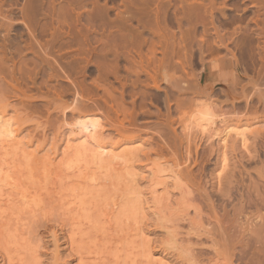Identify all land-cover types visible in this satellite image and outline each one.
I'll list each match as a JSON object with an SVG mask.
<instances>
[{"label": "rangeland", "instance_id": "374dc122", "mask_svg": "<svg viewBox=\"0 0 264 264\" xmlns=\"http://www.w3.org/2000/svg\"><path fill=\"white\" fill-rule=\"evenodd\" d=\"M26 6L34 8L29 16ZM260 95L264 0H0V112L30 147L0 141V264H189L187 246L198 264H244L242 243L255 242L247 217L264 232L256 218L264 215ZM211 100L221 103L212 107L217 127L203 133L196 106ZM80 113L101 115L104 138L133 159L97 173L83 154L89 159L81 155L78 165H94L97 179L72 180L75 161L59 182L43 155L57 147L61 158L67 126ZM226 125L247 127V140L232 133L225 149L217 137L209 141ZM33 150L36 157L25 156ZM157 165L182 170L179 182L169 179V195L158 186L163 215L146 205ZM130 172L146 196L144 216L133 217L125 201Z\"/></svg>", "mask_w": 264, "mask_h": 264}, {"label": "bare ground", "instance_id": "6f19581e", "mask_svg": "<svg viewBox=\"0 0 264 264\" xmlns=\"http://www.w3.org/2000/svg\"><path fill=\"white\" fill-rule=\"evenodd\" d=\"M40 2V1H39ZM34 3H36V2H34ZM33 3V4H34ZM37 3H38V1H37ZM31 4H32V2H31ZM40 4V3H39ZM29 5V4H28ZM38 5V4H37ZM31 6V5H30ZM25 7L27 10H26V12H25V16L26 15H28L29 16V14L31 13V10H33L32 9V7ZM34 11V10H33ZM32 11V12H33ZM24 13V12H23ZM32 14H34V13H32ZM31 15V14H30ZM63 15V14H62ZM196 17H198V16H200V15H195ZM138 18V17H137ZM141 18H139V20H140ZM145 24V23H144ZM144 24H142L143 25V27L145 28V26H144ZM27 25V24H26ZM27 26H29L28 27V29L29 28H32V26H30V25H27ZM147 28V27H146ZM32 33V32H31ZM112 43H114V42H112ZM116 44V43H115ZM114 45V44H113ZM237 59V58H236ZM237 63V62H236ZM111 67H112V71H114L115 69L114 68H116V67H114V65L112 66V65H110ZM118 68V67H117ZM114 74H116V77H118L117 76V73H116V70H115V72H114ZM235 74V73H234ZM220 77V76H219ZM221 79V78H220ZM236 79H237V77H236ZM251 79H253V78H251ZM238 80V79H237ZM228 81V80H227ZM229 81H230V79H229ZM255 82V81H254ZM233 84V83H232ZM231 84H229V86H230ZM233 88V87H232ZM235 89V88H234ZM182 90V89H181ZM233 90V89H232ZM208 93V92H207ZM235 93V92H234ZM208 95V94H207ZM234 95V94H233ZM260 97H262V98H260L261 100L263 99V97H264V95L262 96V95H260ZM209 98H211L210 96H209ZM212 100H214V99H212ZM211 100V102H209V103H202V104H200V106H196L197 104L199 105V102L197 103L196 102V105H194V106H196L197 108L198 107H200V109H198L196 112L197 113H199L200 114V116H198V118H199V120H200V122H202V123H200V127H202V132L203 133H205V131H206V128H208L209 126V124H210V127H212V125H211V123L213 124V125H215L216 126V124H214L215 123V121H216V118H214V117H216L215 115H214V113H213V108L212 107H214V108H219V107H221L220 106V104H219V106H218V102H216V103H214L213 101ZM226 100V99H225ZM224 100V101H225ZM264 100V99H263ZM215 101V100H214ZM203 102V101H202ZM208 102V101H207ZM234 103V102H233ZM227 104V103H226ZM234 107V106H233ZM6 113L3 111V112H0V141H1V143L2 142H6V145L9 147V146H16V149L17 148H22V147H24L25 145H26V147L27 148H30L29 147V145H28V143L27 144H25V142H24V140L22 141V139H19L18 137H19V134H18V130L17 129H15L14 128V125H13V119L11 118V117H7V115H5ZM81 114V116H79L77 119H75V122H73V123H67L69 126H67L68 127V130H69V133H68V135L66 136V140H65V143L66 144H64L65 146H63L64 148H63V150H62V153H63V155H61V158H59L58 160H56L57 159V156H58V150H57V147L54 149V150H52L51 152L49 151V152H47V154L44 156L43 155V160L41 159V158H39V157H37V158H39V159H41L42 160V162L43 163H45V165L50 169V171H51V173H53V175L55 176L56 175V177H58L59 178V182H61L63 179H65V178H67V177H70L69 175L72 173V171H74L72 168L74 167V162L75 161H78L77 162V165H78V163H80V161L79 160H81L82 158L85 160V159H87L89 156L88 155H90V157H91V161L96 165V167L93 165V167H95L96 169H97V173L100 171V170H105V171H107V169L108 170H111L112 169V167L111 166H115L116 164H118V166H122L123 168H125V164H128L129 165V163L127 162L131 157V159H133V156H131L130 154H129V156H127L128 154V152H126L125 151V149L124 148H122V149H120V151H116V149H118V148H120V147H118V148H116V146H115V144L113 145V143L112 144H110V142H107V137H105L104 138V135L105 134H103V131H104V127H106L105 125L103 126V120L101 119V115L99 116V115H96V113L95 114H93L92 115V113H91V115H88L87 113H84V114H87V115H82L83 113H80ZM79 114V115H80ZM193 114V113H192ZM195 116H196V114H194ZM193 115V116H194ZM192 116V115H191ZM191 116H190V118L189 119H191ZM194 116V117H195ZM194 119H196V118H194ZM214 119H215V121H214ZM195 121V120H194ZM225 121H227V120H225ZM196 122H198V121H196ZM199 123V122H198ZM222 123V122H221ZM223 123H224V120H223ZM208 126V127H207ZM191 127V126H190ZM217 127V126H216ZM192 128H193V126H192ZM191 128V129H192ZM215 128V127H214ZM247 127H245V128H243V127H239V126H236V127H230L229 125H226V126H224V129L222 130V131H220L219 132V130L217 131H211L212 132V134H210L209 135V141H210V139H211V141H213L212 140V138H214L215 139V137H217L220 141H221V145H222V147L225 149V147L227 146V142H228V139L230 138V136L232 135V133H234L235 135H238L239 137H240V139L243 141V142H245L246 140H247V138H246V131H247V129H246ZM106 129V128H105ZM194 129H196L195 127H194ZM208 130H211V129H208ZM212 130H214V129H212ZM191 131V130H190ZM64 136V135H63ZM212 137V138H211ZM207 139V140H208ZM217 139V140H218ZM213 144V143H212ZM245 144V143H244ZM211 146V145H210ZM213 146V145H212ZM215 146V145H214ZM213 146V147H214ZM5 147V146H4ZM3 147V148H4ZM221 147V148H222ZM24 150H26L25 148H23ZM1 150H2V148H1ZM122 150V151H121ZM16 151V150H15ZM23 151V150H22ZM27 151V150H26ZM38 151V150H37ZM9 152H10V150H9ZM12 153H14L13 152V150L11 151ZM10 152V153H11ZM1 153V152H0ZM25 153V152H24ZM7 154H9V153H7ZM6 154V155H7ZM37 154H38V152H36V150H33V151H31V152H27V154L25 155V156H27V155H31V157L33 156V158H34V156L36 157L37 156ZM83 154H84V157H86V156H88L87 158H84L83 157ZM85 154H86V156H85ZM5 155V156H6ZM10 155V154H9ZM8 155V156H9ZM57 155V156H56ZM81 155H82V158H81ZM1 156H4L3 154H1ZM63 156V157H62ZM226 156V155H225ZM128 157V158H127ZM130 157V158H129ZM224 157V156H223ZM36 159V158H35ZM76 159V160H75ZM89 159V158H88ZM130 159V160H131ZM226 159V158H225ZM224 159V160H225ZM70 160V161H69ZM82 162H83V160H81ZM122 161V162H121ZM226 161H227V159H226ZM88 162H90L89 160L87 161V164H88ZM116 162V163H115ZM130 162V161H129ZM225 162V161H224ZM86 163V162H85ZM115 163V164H114ZM227 163V162H226ZM90 164V163H89ZM120 164H124V166L123 165H120ZM132 164V163H131ZM163 164V163H162ZM225 164V163H224ZM81 165V164H80ZM83 165V164H82ZM81 165V166H82ZM92 165V164H91ZM161 165V164H160ZM170 164H168V166H169ZM177 164H175V166H176ZM79 166V165H78ZM117 166V165H116ZM163 166V165H162ZM162 166H158L157 165V167L158 168H155L154 166L151 168V170L149 169V173H148V177H147V181H149V184H150V195H151V202H148V200L146 201V199H145V201L147 202H145L146 203V205L147 204H149L148 205V208H151V207H153L154 209H155V211H157V213L159 212L157 209H159L160 210V212L162 211V212H164L163 210H161V208L162 207H164V206H162L163 205V203L162 204H160L161 203V201L163 200L162 199V197H164V196H161V192L164 190V191H166V192H162V194L164 193H166V196L167 195H169V191H168V189H170V188H168V182H169V179L171 180V181H180L181 180V178H180V176H181V173L180 172H182V170H180V172H179V170L178 171H176V170H174V168L173 169H170V168H172V167H169V169H165V168H163ZM222 166V165H221ZM75 167H77L76 165H75ZM90 167H91V169L93 168L92 166H82V167H80L79 166V168L77 169V171L75 172H73L74 174H72V177H73V179L72 180H74L76 183H81V182H87L88 180H91V181H93V180H95V179H97V177H94L93 175V173H89L90 172ZM111 167V168H110ZM127 167V166H126ZM166 167H167V165H166ZM189 167V166H188ZM223 167V166H222ZM110 168V169H109ZM176 168H178V167H176ZM51 169H53V170H51ZM70 169L72 170V171H70ZM2 169H1V167H0V171H1ZM128 171V173H129V170H127ZM222 171V170H221ZM138 172V171H137ZM51 173H49V174H51ZM55 173V174H54ZM96 173V174H97ZM131 173V172H130ZM167 173V174H166ZM48 174V176H50ZM131 174H133V173H131ZM106 175V174H105ZM118 175V174H117ZM119 175H122V174H119ZM1 176V178L3 177L2 175H0ZM8 176V175H7ZM6 176V177H7ZM5 177V178H6ZM132 177V175L130 176V181H131V185L130 184H127V185H129L127 188H128V192H127V190H126V195L124 194V192H123V194L126 196H124L125 197V201H127V202H125L124 201V205H126V203L127 204H130V210H132V216L133 215H136V214H139V213H141V212H143L144 211V206H143V204L142 203H144V202H142V200H141V198H143L142 196H144L143 194H142V190H140V189H138V185H137V183H136V178L134 177V174H133V177ZM137 177H138V175H137ZM183 177V176H182ZM221 177V176H220ZM0 178V182H2V181H4L5 179H4V177H3V179H1ZM58 178L56 179L57 181H58ZM122 178V177H121ZM180 178V179H179ZM145 179V178H144ZM115 180H116V178H115ZM126 180V179H125ZM184 180H185V178H184ZM8 181V180H7ZM7 181H5V182H7ZM11 181H13V180H11ZM56 181V182H57ZM55 182V181H54ZM125 182V181H124ZM177 182V183H178ZM116 183H117V181H116ZM174 183V182H173ZM3 184V183H2ZM2 184H1V187H2ZM9 184H11V182L9 183V181H8V185ZM55 184V186H58V185H56V183H54ZM112 184V183H111ZM17 185V184H16ZM162 186V191H159V187L158 186ZM14 186V185H13ZM50 186V185H49ZM54 186V187H55ZM79 186V185H78ZM78 186H76V187H78ZM47 187H48V185H47ZM54 187H52V188H54ZM75 187V188H76ZM81 187V186H80ZM45 188H46V185H45ZM111 188V187H110ZM141 188V187H140ZM161 188V187H160ZM168 188V189H167ZM47 189H49V188H47ZM76 189H78V188H76ZM118 189H120V185L118 186ZM36 190V189H35ZM38 190V189H37ZM117 190V189H116ZM148 190V189H147ZM13 191H16V190H13ZM12 191V192H13ZM51 191H52V189H51ZM54 191H55V189H54ZM89 191V190H88ZM87 191V192H88ZM114 191H115V189H114ZM121 191V190H120ZM125 191V190H124ZM4 192V191H3ZM41 192L43 193L44 191H42V189H41ZM48 192V191H47ZM56 192V191H55ZM54 192V193H55ZM91 192V191H90ZM93 192V191H92ZM109 194H110V192H109V190L107 191ZM116 192H118V191H115V194L114 195H117L116 194ZM122 192H119L120 194H122ZM9 193H11V192H9ZM14 193V192H13ZM50 193V192H49ZM54 193L52 192V194L54 195ZM107 193V194H108ZM113 193V192H112ZM21 194H23V199H24V201H27V198H28V196H26V194H28V193H21ZM30 194V193H29ZM46 194V193H45ZM51 194V193H50ZM57 194H59V192H57ZM0 195H3V194H0ZM4 195H7V194H4ZM10 195V194H9ZM36 195H37V193H36ZM47 195H48V193H47ZM52 195V196H53ZM81 195V194H80ZM104 195V194H103ZM103 195H101V197L103 196ZM113 195V194H112ZM113 195V196H114ZM13 196V195H12ZM11 196V197H12ZM32 196H34V194L32 195ZM49 196V195H48ZM57 196V195H56ZM106 195H104V197H105ZM108 196V195H107ZM110 197H107L108 198V200H109V198H111V195H109ZM112 196V197H113ZM170 196H171V194H170ZM170 196H168L167 197V199L168 198H170ZM4 197V196H3ZM41 197V196H40ZM54 197V196H53ZM59 197H61V195H59ZM103 197V198H104ZM116 197V196H115ZM114 197V198H115ZM121 197V196H120ZM146 197V196H145ZM144 197V198H145ZM1 198V197H0ZM33 198V197H32ZM31 198V199H32ZM48 198V197H47ZM75 198V199H74ZM72 200H73V204L75 203H77L78 201H76V197H74ZM144 198H143V200H144ZM7 199H8V196H7ZM34 199V198H33ZM32 199V200H33ZM42 199H44V197L42 198ZM84 199H86V198H84ZM2 200H3V198H2ZM6 199H4V201H5ZM9 200H10V198H9ZM8 200V201H9ZM30 200V199H29ZM71 200V199H70ZM81 200V199H80ZM79 200V201H80ZM105 200V199H104ZM107 200V201H108ZM111 200H112V198H111ZM115 200V199H114ZM114 200H112V201H114ZM119 200V199H118ZM169 200V199H168ZM251 200V199H250ZM250 200H248V202L250 201ZM264 200V199H263ZM7 201V200H6ZM7 201V202H8ZM31 201V200H30ZM37 201H39L40 202V200L39 199H37L36 198V201L35 202H37ZM44 201V200H43ZM83 201H86V200H83ZM88 201V200H87ZM111 201V202H112ZM121 201V200H120ZM35 202H33L34 204H35ZM38 202V203H39ZM89 202H90V199H89ZM247 202V201H246ZM246 202H244V203H246ZM251 202H252V200H251ZM6 203V202H5ZM10 203V202H9ZM26 203V202H25ZM32 203V202H31ZM30 203V204H31ZM68 203V202H67ZM71 203V202H70ZM86 203V202H85ZM117 203V202H116ZM24 204V203H23ZM37 204V203H36ZM41 204V203H40ZM81 204V203H80ZM83 204V203H82ZM106 204V203H105ZM108 204V203H107ZM112 204V203H111ZM122 204V203H121ZM159 204L161 205L160 206V208H159ZM175 204V203H174ZM242 204V203H241ZM28 205V204H27ZM118 205V204H117ZM167 205H169V204H167ZM173 205V204H172ZM30 206V205H29ZM34 206V205H33ZM119 206H120V204H119ZM123 206V205H122ZM244 205L242 204L241 205V207H243ZM125 207V206H124ZM124 207H122V209H124ZM147 207V206H146ZM158 207V208H157ZM168 207H170V206H168ZM31 208H32V205H31ZM41 208V207H40ZM153 208H152V210H153ZM157 208V209H156ZM172 208V207H171ZM146 209V208H145ZM164 209V208H163ZM174 209V208H173ZM175 209H176V206H175ZM34 210L36 211V209L34 208ZM120 210V209H119ZM118 210V211H119ZM170 210V209H169ZM197 210V209H196ZM127 211H128V209H127ZM122 212V211H121ZM161 212V213H162ZM144 213H145V211L143 212V213H141V214H143V216H144ZM128 214V216H129V213H127ZM159 214V213H158ZM164 213H162V215H163ZM123 215H126V214H123ZM146 215V214H145ZM137 216V215H136ZM142 216V217H143ZM161 216V215H160ZM126 217V216H125ZM134 217V216H133ZM140 217V216H139ZM131 218V217H130ZM129 218V219H130ZM137 218V217H136ZM256 218H257V220H259V222H263L264 223V215L263 214H258L257 216H256ZM132 219V218H131ZM216 219H217V222H220V224H221V220H219L218 221V217H216ZM141 220V219H140ZM139 220V221H140ZM249 220H250V217H247V219H246V224H247V226H246V228H245V230L246 231H248V232H250V233H254L255 234V237H253V238H255V242H252V243H254V245L252 244V246H251V244L247 241H245V242H243L242 243V249H241V253H240V260H242L243 262L242 263H244V264H264V232H260V231H258L257 229H256V226L253 224V221L251 222H249ZM138 222V219L137 220H135V218H134V220H133V222ZM135 222L134 223H132L133 225L135 224ZM136 222V223H137ZM138 223H140V222H138ZM211 224V223H210ZM128 225V224H127ZM219 225V224H218ZM129 226V225H128ZM127 226V227H128ZM214 226V225H213ZM127 227H126V229H127ZM137 226H135L134 227V229L133 230H135V231H137L136 228ZM166 227V226H165ZM169 227V226H168ZM221 227V226H220ZM136 228V229H135ZM167 228V227H166ZM204 228V227H203ZM215 228V227H214ZM125 229V228H124ZM169 229L170 228H168L167 230L169 231ZM207 230V229H206ZM134 231V232H135ZM172 231V230H171ZM208 231H211V230H207V232ZM213 231V230H212ZM220 231V230H219ZM138 232H139V230H138ZM137 232V233H138ZM143 231H142V229H141V231H140V233L141 234H143L142 233ZM173 232V231H172ZM171 232V233H172ZM190 232V231H189ZM201 232V231H200ZM128 234V233H127ZM168 234H170V233H168ZM200 234V233H199ZM213 234V233H212ZM135 235V234H134ZM139 235V234H138ZM137 236V235H136ZM143 236V235H142ZM144 236H146V235H144ZM212 236H214V235H212ZM212 236H210L211 237V239H213V237ZM221 236V235H220ZM137 237H139V236H137ZM147 237V236H146ZM222 237L224 238V240L226 241V239H225V236H224V232H223V234H222ZM143 238H145V237H143ZM175 238H176V236H175ZM174 238V235L173 236H171L170 237V240H169V244H171L172 245V243L173 244H175L176 243V240H178V239H175ZM220 239V238H219ZM146 240V239H145ZM216 241V240H215ZM250 241V240H249ZM134 242V241H133ZM175 242V243H174ZM220 242V241H219ZM229 241H227V242H224V244L225 243H228ZM217 243H218V240H217ZM213 244V243H212ZM211 244V245H212ZM216 244V243H215ZM214 244V245H215ZM220 244V243H219ZM128 245V244H127ZM142 245V244H141ZM177 244H175V246H173L174 248H177V246H176ZM213 245V246H214ZM221 245V244H220ZM227 245V244H226ZM229 245V244H228ZM228 245L226 246L227 248H228V250H229V248H230V250H232V248L231 247H228ZM130 246V245H129ZM225 246V245H224ZM225 247V248H226ZM145 248V247H144ZM178 248H180V247H178ZM185 248V247H184ZM214 248L215 249H218V245L216 244L215 246H214ZM224 248V247H223ZM226 248V249H227ZM186 249V251L188 252H186V254H189V256H190V259H189V261H190V263L189 264H198V261L195 259V257H194V253L192 254V252H191V250L188 248V246H187V248H185ZM213 249V248H212ZM224 250V249H223ZM227 250V251H228ZM127 251H129V250H127ZM142 251H144L143 249H142ZM147 251V253H146V255L145 254H143V255H145L147 258H148V262H149V260H151V262H153L155 259H153V254H152V252L150 251V250H146ZM182 251H185L184 249H182ZM116 253H118V252H116ZM116 253H115V255H116ZM143 253V252H142ZM231 253V252H230ZM217 254H219V253H217ZM131 255V254H130ZM119 256V255H118ZM160 257V256H159ZM227 257H229V258H231V256L229 255V256H227ZM100 259H101V257H99ZM129 258H130V256H129ZM146 258V259H147ZM156 258V257H155ZM126 259V258H125ZM133 259V258H132ZM198 259V258H197ZM123 260V259H122ZM161 261H163V262H161V264H167V262H165L164 263V260L161 258L160 259ZM216 260V259H215ZM232 260V259H231ZM84 261V260H83ZM126 261V260H125ZM134 261V260H133ZM156 261V260H155ZM158 261H159V258H158ZM220 261V260H219ZM228 261V260H227ZM217 262H218V260H217ZM216 262V263H217ZM232 262V261H231ZM147 263V262H146ZM156 263H157V261H156ZM221 263H223L222 261H221ZM229 264H230V262H228ZM82 264H83V262H82ZM125 264V263H124ZM130 264V263H129ZM133 264H134V262H133ZM152 264H154V263H152ZM160 264V263H159ZM199 264H200V262H199ZM232 264V263H231Z\"/></svg>", "mask_w": 264, "mask_h": 264}]
</instances>
